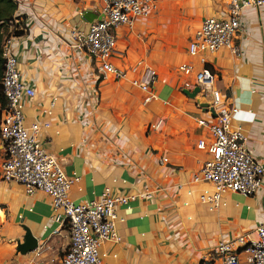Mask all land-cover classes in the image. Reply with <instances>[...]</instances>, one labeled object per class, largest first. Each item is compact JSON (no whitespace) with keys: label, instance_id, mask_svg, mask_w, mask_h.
Here are the masks:
<instances>
[{"label":"crops","instance_id":"crops-1","mask_svg":"<svg viewBox=\"0 0 264 264\" xmlns=\"http://www.w3.org/2000/svg\"><path fill=\"white\" fill-rule=\"evenodd\" d=\"M16 1L21 21L13 52L35 89L23 100L24 123L40 125L43 148L76 178L69 198L94 200L105 187L135 195L115 208L120 239L99 246L104 264H201L220 239L256 238L264 225V172L253 195L225 191L215 206L200 200L213 187L191 178L208 157L197 142L209 135L196 123L202 110L178 72L180 63L193 60L189 36L205 17L224 16L229 0H158L149 18L117 29V49L125 54L113 62L142 57L158 72L156 97L146 104L138 89L103 78L93 59L71 46L70 31H85L99 17L97 0ZM235 43L238 54L223 47L208 62L218 75L215 87L237 108L229 129L246 136L248 152L264 169V6L243 8ZM158 119L160 128L149 130ZM52 214L47 193L27 194L20 183L0 178V264H51L60 256L69 233ZM27 232L37 247L21 253Z\"/></svg>","mask_w":264,"mask_h":264},{"label":"built area","instance_id":"built-area-1","mask_svg":"<svg viewBox=\"0 0 264 264\" xmlns=\"http://www.w3.org/2000/svg\"><path fill=\"white\" fill-rule=\"evenodd\" d=\"M97 1L99 17L92 20L85 31L78 28L70 31L71 46L92 58L103 78L125 81L138 89L146 104L156 97L153 86L158 72L142 57L126 65H117L112 59L125 54L117 49V29L132 27L136 20L149 18L156 11L158 0ZM247 5L264 6V0H229L224 16L205 17L187 40V54L193 60L183 61L178 66V72L185 77L182 88L190 92L196 87L199 89L195 102L203 116L197 118L196 123L206 128L209 135V139L201 138L197 142V148L205 150L208 157L191 180L213 187L210 193L205 191L200 196V200L213 206L225 191L253 195L261 186L264 172L263 165L248 152L246 136L239 130L229 129L237 108L227 103L226 95L215 87L218 75L208 62V57L223 47L238 54L235 39L242 10ZM20 21L14 20L11 30L14 24L20 26ZM14 40L11 33L2 43L4 70L0 85L6 104L0 113L3 153L0 178L20 183L27 194L40 190L51 198L52 217L64 223L69 233L67 248L60 256L52 258L51 264H104L99 257V246L120 239L114 226L115 208L135 195L119 194L105 187L94 200L74 203L69 198L71 183L76 178L66 175L62 160L43 148L37 138L40 125L33 123L28 127L24 123L23 100L32 98L35 89L21 76L13 52ZM200 102H206L207 106L203 107ZM161 125L162 120L158 119L148 128L155 131ZM159 162L164 164L167 158L162 157ZM242 253L245 254L243 261ZM201 264H264V225L257 227L254 239L248 235L220 239L204 255Z\"/></svg>","mask_w":264,"mask_h":264},{"label":"trees","instance_id":"trees-1","mask_svg":"<svg viewBox=\"0 0 264 264\" xmlns=\"http://www.w3.org/2000/svg\"><path fill=\"white\" fill-rule=\"evenodd\" d=\"M17 2L15 0H0V81L4 70V59L2 56V43L5 37L11 35V33H17L19 25L14 24L13 29L11 26L14 20H20L21 16L16 15ZM6 100L3 95L0 85V113L1 109L5 106Z\"/></svg>","mask_w":264,"mask_h":264},{"label":"water","instance_id":"water-1","mask_svg":"<svg viewBox=\"0 0 264 264\" xmlns=\"http://www.w3.org/2000/svg\"><path fill=\"white\" fill-rule=\"evenodd\" d=\"M83 19H86L85 17H82ZM199 91L198 87H196L192 92L186 90V93L190 96V97H194L196 96L197 92ZM200 104L203 107H206L207 104L206 102H200ZM37 247V239L34 238L29 232H27V234L24 237V241L23 243H19L18 244V248L17 250L21 253H27L30 252L32 250H34Z\"/></svg>","mask_w":264,"mask_h":264},{"label":"rangeland","instance_id":"rangeland-1","mask_svg":"<svg viewBox=\"0 0 264 264\" xmlns=\"http://www.w3.org/2000/svg\"><path fill=\"white\" fill-rule=\"evenodd\" d=\"M163 34H164V33H163ZM163 37H164V35H163ZM163 39H164V38H163ZM163 41H164V40H163ZM121 83H124V82L121 81ZM135 91L138 92L137 89H135ZM2 157H3V153H2V150H1V148H0V162H1Z\"/></svg>","mask_w":264,"mask_h":264}]
</instances>
